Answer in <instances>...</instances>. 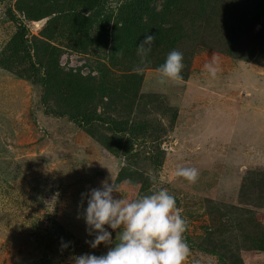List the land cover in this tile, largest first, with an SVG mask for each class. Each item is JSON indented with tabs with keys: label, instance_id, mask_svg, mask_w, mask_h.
Masks as SVG:
<instances>
[{
	"label": "rangeland",
	"instance_id": "1",
	"mask_svg": "<svg viewBox=\"0 0 264 264\" xmlns=\"http://www.w3.org/2000/svg\"><path fill=\"white\" fill-rule=\"evenodd\" d=\"M4 19L0 4V264H73L76 255L107 252L119 230L109 227L112 244L92 249L82 218L86 201L81 204V194L103 181L115 183L116 199L134 200L160 188L176 198L187 220L184 237L191 241L185 264H220L199 247L232 264H264V64L198 47L192 67L199 72L188 80L161 83L157 69L145 70L139 96H132V106L119 102L120 115L165 131L160 142L149 136L132 142L112 138L105 127L89 133L39 111L38 91L1 65L15 29ZM45 22L28 25L38 35ZM94 58L78 81L96 88L107 79ZM214 58L215 78L204 68ZM87 61L72 52L61 58L67 69ZM114 69V76L122 74ZM95 107L104 111L105 105ZM180 167L196 168L197 180L177 176Z\"/></svg>",
	"mask_w": 264,
	"mask_h": 264
},
{
	"label": "trees",
	"instance_id": "2",
	"mask_svg": "<svg viewBox=\"0 0 264 264\" xmlns=\"http://www.w3.org/2000/svg\"><path fill=\"white\" fill-rule=\"evenodd\" d=\"M0 4L4 21L15 27L3 50V68L15 71L38 91L39 111L54 119L67 118L89 133L105 127L112 138L135 142L149 136L150 141L160 142L164 128L122 118L118 106L119 102L123 107L125 102L133 105L131 98L139 96L144 71L158 70L172 50L184 55V80L199 72L192 67L198 47L233 60L264 64V32L260 31L264 30V0H0ZM42 20L46 22L34 35L28 22ZM149 34L157 39L148 54L149 63L140 65L137 47ZM66 52L88 61L67 69L61 62ZM91 56L107 79L96 88L78 81L88 74ZM114 68L122 74L114 76ZM92 73L99 74L96 69ZM67 83H71L68 91L63 89ZM99 102L104 103V111L95 107ZM199 249L214 255L220 264H232L218 251Z\"/></svg>",
	"mask_w": 264,
	"mask_h": 264
},
{
	"label": "clouds",
	"instance_id": "3",
	"mask_svg": "<svg viewBox=\"0 0 264 264\" xmlns=\"http://www.w3.org/2000/svg\"><path fill=\"white\" fill-rule=\"evenodd\" d=\"M156 39V36L149 34L138 44L140 65L149 63L148 54ZM183 60L182 52L172 50L158 69L160 82L182 79L181 73L185 67ZM204 68L213 78L219 71L215 58ZM137 70L142 69L138 67ZM176 175L195 182L198 170L180 167ZM152 179L155 180V177ZM115 191H118L115 183L103 181L100 187L82 193L81 204L85 201L87 204L82 218L87 225L88 235L93 237L86 241L92 249L98 248L101 243L112 244L109 227L119 230V241L103 255H76L73 264H185L190 253L184 238L187 220L177 207L176 198L163 188L134 200L124 197L116 199L113 196ZM69 243H62V248H67Z\"/></svg>",
	"mask_w": 264,
	"mask_h": 264
},
{
	"label": "water",
	"instance_id": "4",
	"mask_svg": "<svg viewBox=\"0 0 264 264\" xmlns=\"http://www.w3.org/2000/svg\"><path fill=\"white\" fill-rule=\"evenodd\" d=\"M43 23V20L42 21H40V24H42Z\"/></svg>",
	"mask_w": 264,
	"mask_h": 264
}]
</instances>
